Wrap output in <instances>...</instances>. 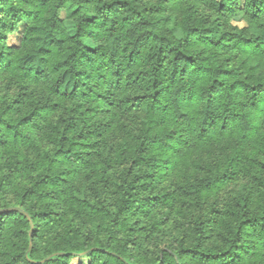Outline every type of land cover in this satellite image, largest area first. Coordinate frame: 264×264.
<instances>
[{
	"label": "trees",
	"instance_id": "16d2710c",
	"mask_svg": "<svg viewBox=\"0 0 264 264\" xmlns=\"http://www.w3.org/2000/svg\"><path fill=\"white\" fill-rule=\"evenodd\" d=\"M141 1L0 0V264H264V0Z\"/></svg>",
	"mask_w": 264,
	"mask_h": 264
},
{
	"label": "rangeland",
	"instance_id": "374dc122",
	"mask_svg": "<svg viewBox=\"0 0 264 264\" xmlns=\"http://www.w3.org/2000/svg\"><path fill=\"white\" fill-rule=\"evenodd\" d=\"M146 1H150V0H142L141 3L146 2ZM24 6H26V4H24ZM182 6H180L179 8L177 7H173L172 13L178 18L181 15L182 12ZM199 10H203L205 13H210L212 14L214 17L215 12L208 9V8H204L203 5L199 6ZM60 19L63 21V23L69 27V23L65 20L64 18V13L60 12ZM233 26H237L238 28H241L243 26H245V23L240 19V16L235 17L231 22H230ZM22 27V26H21ZM17 35H8L7 37V41L6 44L11 47V46H18L19 42L17 39ZM19 80L16 79L15 77H13L12 75H10L9 73H5L4 75L0 76V96H3L5 94H13L15 92H17L20 89V86H18ZM1 101V98H0ZM69 104V103H68ZM104 107L103 109H101V106L98 109V112L95 114L96 119L101 118V120L105 123H107L109 125L110 133L107 135V141L109 144H101L104 148L101 149V152L104 153L107 152L109 149L112 148V151H116V145L118 143V141H120V139H122L123 137H126L127 135H125L126 131H134L140 128V121L142 120V118L144 117L143 114L141 112H136V113H124L121 112L119 109H116L115 106H102ZM81 109L84 112L85 110L83 109V105L81 104ZM89 113L92 115L93 113L91 112V110H89ZM94 115V114H93ZM126 126V128H121V126ZM257 134L254 137V142L253 144H257L260 143L259 141L260 139V135ZM118 139L117 143L114 144L116 142V140ZM115 141V142H113ZM39 145L42 148H49V146L52 148V145L50 144V140H47L46 137L44 139H40L39 140ZM253 146V145H252ZM247 147L245 148V153L250 154L251 148ZM233 147V144L231 145H221L220 147H212L209 150L207 149H203V150H197V151H193L190 155V157L194 160L200 161L202 163H215L217 165L220 166V168H224V159L227 157V155L229 154V150L230 148ZM116 168H118V166H115ZM115 175H113L114 177ZM175 182V179L173 178V176L171 175L168 178L163 179L162 181H160V184H154L153 186V190L157 191V190H162V191H166L169 187H171V184ZM244 183V177L235 175L233 177V180L231 181V183L223 186L217 193H213L209 196V198L207 199L208 201H212L216 198H224L226 197L227 193L229 192V190H231L234 187H241V185ZM81 185V184H80ZM78 261L86 262L85 259L82 258H73L71 259V263L75 264Z\"/></svg>",
	"mask_w": 264,
	"mask_h": 264
},
{
	"label": "water",
	"instance_id": "95a60500",
	"mask_svg": "<svg viewBox=\"0 0 264 264\" xmlns=\"http://www.w3.org/2000/svg\"><path fill=\"white\" fill-rule=\"evenodd\" d=\"M6 210L19 211V212L23 213L30 220L29 215L26 212H24L23 210H21L20 208H9V209H6ZM3 211L4 210H0V212H3ZM32 227H33V224H32V222H30V236L32 235ZM30 248H31V240H30L29 250H30Z\"/></svg>",
	"mask_w": 264,
	"mask_h": 264
}]
</instances>
